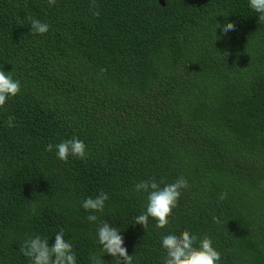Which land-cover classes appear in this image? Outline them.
Wrapping results in <instances>:
<instances>
[{
    "label": "trees",
    "instance_id": "trees-1",
    "mask_svg": "<svg viewBox=\"0 0 264 264\" xmlns=\"http://www.w3.org/2000/svg\"><path fill=\"white\" fill-rule=\"evenodd\" d=\"M163 1L0 0V66L21 82L0 109V264H30L23 241L60 229L78 264L103 255L81 208L100 191L134 264H163L162 235L184 229L221 264H264V24L247 0ZM73 136L84 159L45 151ZM181 174L170 223L132 224L147 203L134 183Z\"/></svg>",
    "mask_w": 264,
    "mask_h": 264
},
{
    "label": "clouds",
    "instance_id": "clouds-1",
    "mask_svg": "<svg viewBox=\"0 0 264 264\" xmlns=\"http://www.w3.org/2000/svg\"><path fill=\"white\" fill-rule=\"evenodd\" d=\"M54 3L55 0H49ZM247 7L252 13L257 14V23L264 24V0H247ZM94 12V15H98ZM30 33L44 35L49 31L50 25L37 18H30ZM222 34L236 30V25L229 21L216 23V27ZM213 32V30H212ZM215 40L220 39L215 36ZM21 91V82L0 66V109L16 97ZM9 128L16 127L15 117L9 116L7 121ZM45 151L55 152L58 160L67 162L69 157L84 159L87 156V147L83 140L73 136L70 139L61 140L59 143H48ZM189 180L183 174L171 182H158L154 178L140 180L134 183L132 191L146 194L145 210L134 218L132 224L140 225L143 229L150 226V219L155 221L157 228L163 229L170 223L169 217L176 207L181 190L187 187ZM227 192H220L218 200L227 198ZM109 194L100 191L96 196L86 197L81 203V208L87 214L86 219L96 224V243L100 246L103 255H91L89 264H105L102 257L111 256L116 264H134V255L128 253L125 245L122 229L107 220H101L98 216L103 213ZM33 212L35 206H33ZM215 219V217L213 218ZM53 243L49 238L39 233L27 237L21 247V253L27 257L30 264H78L77 253L71 239H65L63 229L54 234ZM161 247L165 249L163 264H221V252L214 246L211 237H203L194 234L189 229L182 231H168L160 239Z\"/></svg>",
    "mask_w": 264,
    "mask_h": 264
},
{
    "label": "water",
    "instance_id": "water-1",
    "mask_svg": "<svg viewBox=\"0 0 264 264\" xmlns=\"http://www.w3.org/2000/svg\"><path fill=\"white\" fill-rule=\"evenodd\" d=\"M158 1H159V3H160L161 6H164L165 5V3H164L163 0H158Z\"/></svg>",
    "mask_w": 264,
    "mask_h": 264
}]
</instances>
